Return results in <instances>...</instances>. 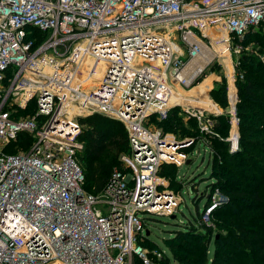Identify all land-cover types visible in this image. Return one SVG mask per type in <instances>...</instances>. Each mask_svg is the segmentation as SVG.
Returning a JSON list of instances; mask_svg holds the SVG:
<instances>
[{
  "label": "built area",
  "instance_id": "2783aa9c",
  "mask_svg": "<svg viewBox=\"0 0 264 264\" xmlns=\"http://www.w3.org/2000/svg\"><path fill=\"white\" fill-rule=\"evenodd\" d=\"M262 22L264 0H0V264H159L142 244L143 216H173L182 201L160 172L189 163L213 133L207 114L223 110L209 75L234 69L238 40ZM231 78L225 140L235 151ZM205 81L203 96L191 93ZM31 100L35 113L20 114ZM175 108L197 119L199 138L158 124ZM96 113L125 124L129 151L94 194L77 154L80 119ZM22 132L32 144L8 151Z\"/></svg>",
  "mask_w": 264,
  "mask_h": 264
},
{
  "label": "trees",
  "instance_id": "16d2710c",
  "mask_svg": "<svg viewBox=\"0 0 264 264\" xmlns=\"http://www.w3.org/2000/svg\"><path fill=\"white\" fill-rule=\"evenodd\" d=\"M238 43L244 45L235 66L239 147L231 151L230 143L225 140L231 128L227 114L215 117L213 127L219 135L207 134L206 137L212 150V176L215 178L212 187H217L226 199L213 210L215 226L204 225L200 232L195 228L196 221H191L192 225L177 231L178 241H169L172 256L164 255L154 260L159 264H174V261L176 264H264V22L251 28ZM250 43L255 50L246 49ZM211 97L223 110L228 108L224 75L212 88ZM81 122L84 127L79 140L84 143V149L77 157L85 175V190L97 194L104 189L115 168L124 170L120 158L129 151V133L122 121L119 123L102 114L87 116ZM197 122L196 118L186 122L180 109L175 108L168 119L159 124L181 138H199ZM32 142V136L22 132L7 150L26 149ZM160 173H166L171 186L179 183L175 165L164 164ZM216 228V247L211 257L210 243ZM145 241L151 242L147 237L142 244ZM134 264L143 262L136 259Z\"/></svg>",
  "mask_w": 264,
  "mask_h": 264
},
{
  "label": "rangeland",
  "instance_id": "374dc122",
  "mask_svg": "<svg viewBox=\"0 0 264 264\" xmlns=\"http://www.w3.org/2000/svg\"><path fill=\"white\" fill-rule=\"evenodd\" d=\"M246 49L247 50L250 49L252 51L255 50L256 47L253 45V43H250ZM242 50H244V45L240 44V48L235 53L236 55H234V58L237 59V61L242 53ZM232 70L233 71L231 72L230 70L218 69L213 74H211V76L209 75V78H211L209 80L211 82L212 88L215 87V84L217 82L222 81L223 75L227 80V87H228L230 81L229 78H231L232 74H234V76L236 74V67H234V69L232 68ZM30 104H31L30 107H27V109L19 110V113L23 115H27V114L29 115L35 113L34 101L31 100ZM228 109L229 107L226 110L222 109L223 111L219 115L227 114ZM23 110H27V113H23ZM104 116L112 118L118 121L119 123H121L120 120L112 116H108V115H104ZM207 116L210 117L212 120L214 119L215 122L216 116L214 114L211 115L207 114ZM196 126L199 129L198 122ZM212 131L213 133H208V135L209 134L219 135L218 133L215 132L213 125H212ZM207 144L208 142L206 139L203 141H199V143L195 145V148L191 149L193 153H191L189 156V160H190L189 163H185L181 167L176 166L177 182L179 183H174L172 185V188L180 194L182 201L178 210L175 213V217H173L172 215H156V214H145L143 216L146 218L145 234L147 233V231H149L147 238L148 240L151 241V242L145 241L143 245L145 249L150 253L151 258L153 260H157L163 257L164 255L172 256V252L169 247V241L170 240H173L175 242L178 241L179 235L177 234V231L185 228V226L187 225H192L191 221L193 222L196 221L195 228L198 231L202 232L204 230L203 228L204 224L203 225L200 224L198 219L196 218L198 216V211L202 212L207 202L211 201L212 197L217 199L219 198L220 199L219 203L225 201L226 199V197L221 194V192L218 190L217 187H215V189H213L212 187V183L215 182V178L212 176L213 175V168L211 163L212 150ZM23 149L25 148L22 147L18 150H23ZM126 153L127 152L121 154V158H120L121 161H123V155ZM116 169L118 168H115V170ZM165 174L162 175L165 176ZM222 177H225V174H223ZM214 222H215V216L212 215V223L209 226H215ZM217 234H218V228L214 230L213 239L212 242L210 243L209 255L211 257L213 256L214 248L216 247V242L214 238ZM176 263L177 262L174 261V264Z\"/></svg>",
  "mask_w": 264,
  "mask_h": 264
},
{
  "label": "bare ground",
  "instance_id": "6f19581e",
  "mask_svg": "<svg viewBox=\"0 0 264 264\" xmlns=\"http://www.w3.org/2000/svg\"><path fill=\"white\" fill-rule=\"evenodd\" d=\"M228 68H229V70H230L231 72L233 71V70H232V65H231V63H229ZM207 84H208V81H205L202 85H200V86L194 88V89L191 91V93H192V94H195V95L203 96L202 93H200V92H204V86L207 85ZM202 103H203V104H206V105H210V106L212 105L210 100H206L205 102H202Z\"/></svg>",
  "mask_w": 264,
  "mask_h": 264
},
{
  "label": "water",
  "instance_id": "95a60500",
  "mask_svg": "<svg viewBox=\"0 0 264 264\" xmlns=\"http://www.w3.org/2000/svg\"><path fill=\"white\" fill-rule=\"evenodd\" d=\"M173 217H175V215H173ZM149 234V231H147V235Z\"/></svg>",
  "mask_w": 264,
  "mask_h": 264
}]
</instances>
